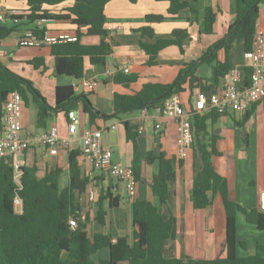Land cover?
Returning <instances> with one entry per match:
<instances>
[{
  "label": "crops",
  "instance_id": "obj_1",
  "mask_svg": "<svg viewBox=\"0 0 264 264\" xmlns=\"http://www.w3.org/2000/svg\"><path fill=\"white\" fill-rule=\"evenodd\" d=\"M189 8L177 13L173 18L161 23L146 24L147 15H165L169 3L165 0H111L105 5L104 16L106 27H110L109 35L103 39L98 37H82L87 44L103 41L110 46L111 52L105 64L90 66L84 62L83 80L98 83L95 89L86 87L83 80L76 81L69 76L53 74L54 58L48 44L23 47L18 45L19 37L30 26L19 19L10 20L9 16L26 14L27 4L23 0H0V25L15 31L1 40L0 49L4 57L0 64L16 75L32 82L35 89L50 107L55 104V88L71 86L74 89L75 113L78 116L77 130L68 141L65 149H57L50 153L48 148L31 145L26 151V166L36 165L38 177L47 171L59 168V188L68 184V156L71 151L79 153L78 163L83 176L89 179L87 193L80 199L81 207L88 210L92 219L94 202L99 193L109 192L112 197L119 198L118 205L112 209L107 206V224L104 227L90 220V233H110L113 239L131 236V204L133 200H146L153 203L164 220L175 221L174 236L165 241L163 256L168 259H214L220 252L225 239V216L221 198L216 196L211 206L203 210H195L190 200L192 180L201 168L200 145L214 142L216 155L214 167L216 172L227 181L229 198L247 209L258 207L259 193L264 190V99L250 106L249 118L239 126L242 117L227 113L223 116L210 118V115L192 120L194 130L193 143L184 157H179L177 146V125L172 119L157 116L153 108L118 113L115 115L113 99L116 94L130 95L141 89L144 84H170L178 76L185 65H192L194 75L183 86L178 95L187 111H194L197 94L210 96L220 91V85L212 82V68L216 63H225L228 69L244 67L243 41L228 29L235 23V0H186ZM73 0H67L56 6H45L46 9L59 11L70 7ZM210 9L215 13L212 32L206 34L204 28V11ZM149 26L154 35L141 36L137 31ZM45 27L49 37L67 36L75 38L76 31L67 22H48L40 25ZM258 29L264 31V7L259 8L256 21ZM174 30H186L187 37L182 42V52L175 45L163 48L156 56L154 64L148 65V56L140 48L139 43L154 44L158 39H170ZM220 45L218 48L215 46ZM212 49V51H211ZM43 60V65L35 69L29 62ZM124 66L129 67L125 74L133 81L127 86L116 82ZM244 71V69H243ZM244 82V81H243ZM32 100V99H31ZM82 100H87L99 115L93 125L89 124L88 115L82 111ZM23 101L20 122L24 134H43L51 126H56L59 137L67 139V113L65 110L50 111L42 127L37 125V106L32 100V107L27 108ZM203 120L204 127L201 128ZM158 122L161 130L153 129ZM125 124L127 126H125ZM197 124V125H196ZM115 127L112 129L111 127ZM144 127L141 131L140 127ZM129 127L137 138L135 143L127 138L126 128ZM101 128V144L111 152V161L132 168L135 150L140 157V176L136 185L135 195L130 197L124 185L109 175L92 170L80 153V137L87 129ZM244 141L247 142L245 147ZM209 150V148H208ZM153 156L163 153L167 159H174L181 164L176 166L175 181L169 186V199L166 205L159 204L149 188L152 175L158 171V162L148 164L146 155ZM60 180L63 183L60 185ZM93 192V200L88 199V192ZM92 210V211H91ZM237 243L244 242L245 248L236 247V255L244 257L255 253L258 244H264V231L257 230L245 222L241 215L236 218ZM242 249L244 252L238 251ZM120 264H127L126 262Z\"/></svg>",
  "mask_w": 264,
  "mask_h": 264
},
{
  "label": "trees",
  "instance_id": "obj_2",
  "mask_svg": "<svg viewBox=\"0 0 264 264\" xmlns=\"http://www.w3.org/2000/svg\"><path fill=\"white\" fill-rule=\"evenodd\" d=\"M27 4L26 14H15L10 20H24L27 31L34 36L42 37L45 27L37 26L48 22H67L75 28L74 41H57L49 46L54 58L53 74L69 76L76 81L83 78L84 62L87 59L92 67L105 64L110 54V46L99 41L87 44L82 37H98L103 39L109 35L105 29V5L111 0H73L70 7L59 11L46 9L45 6H56L67 0H23ZM135 3L137 0H128ZM169 3L166 16L147 15L146 24H156L173 18L178 12L189 8L186 0H165ZM236 20L228 29L243 41L244 51L251 47L259 8L264 7V0H235ZM215 21V13L204 11V32L210 34ZM15 27L0 25V39L3 40ZM137 33L141 36L154 35L149 26L141 27ZM187 37L186 30H174L170 39H158L154 44L139 43L140 48L148 56V65L154 64L157 54L170 45L177 46L182 52V42ZM217 44L215 47L218 48ZM212 51V49H211ZM35 69L43 65V60L29 62ZM229 71L225 63H216L212 68V82L222 84L225 74ZM192 65H185L177 78L170 84H144L141 89L130 95L116 94L113 99L115 115L118 113L159 107L172 95H179L183 86L193 77ZM250 70H244L245 86L250 84ZM133 81L125 73L116 78V82L127 86ZM17 91L23 101L26 94L30 95L37 106V125L44 126L50 111L76 110L74 89L71 86L55 88L54 107L47 105L45 99L32 83L0 64V117L3 105L11 92ZM82 111L88 115L89 124L99 119V115L87 100H82ZM248 111L239 123L242 126L248 120ZM219 116L210 114V118ZM193 120H197L194 117ZM197 125V124H196ZM201 128L204 127L203 120ZM125 126H127L125 124ZM127 138L135 143L137 135L129 127L126 128ZM245 147L247 142L244 141ZM209 148V150H208ZM201 168L192 180L190 200L195 210H203L211 206L216 196L221 198L225 216V239L219 254L210 260L168 259L163 256L162 249L166 240L173 238L175 221L164 220L160 210L146 200H133L131 204V236L113 239L110 233H90V220L104 227L107 224V207L112 209L118 205L119 198L112 197L109 192L99 193L94 202V213L81 207L80 199L87 193L89 179L81 173L78 163L79 153L71 151L68 156V184L59 188L61 170L56 168L38 177L36 165L22 166L19 185L14 179L12 166L0 159V264H264V244L256 246L252 255L239 257L236 255L237 245L244 249V242L236 240V218L241 215L245 222L259 231H264V212L258 207L247 209L232 201L228 195L227 181L219 175L214 167L216 151L214 142L200 145ZM158 162V171L152 175L149 188L159 204L166 205L169 199V186L175 181L176 166L181 161L167 159L163 153L156 157L151 152L146 155V162ZM141 160L135 150L132 163L136 182L140 176ZM21 201V213L15 212V199ZM107 201V207L104 202ZM92 211V210H91ZM77 222L71 229L69 220Z\"/></svg>",
  "mask_w": 264,
  "mask_h": 264
},
{
  "label": "built area",
  "instance_id": "obj_3",
  "mask_svg": "<svg viewBox=\"0 0 264 264\" xmlns=\"http://www.w3.org/2000/svg\"><path fill=\"white\" fill-rule=\"evenodd\" d=\"M41 23L38 22L37 26ZM105 29L109 33L111 28ZM74 41L75 38L60 36L58 38L49 37L45 31L42 37H36L31 31L24 32L18 39V45L23 47L40 46L43 44H54L57 41ZM1 44V39H0ZM4 57V52L0 49V59ZM244 67L249 69L250 84L245 86L244 71L237 68L229 69L225 74L220 91L217 94L205 96L197 94L195 97L194 111H187L183 107L178 95H172L165 99L163 103L153 108L157 116H163L172 119L177 125V146L179 157H184L187 149L193 143V126L194 117L208 116L215 113L223 116L227 113L244 114L254 103L264 99V31L255 27L251 47L243 52ZM122 72L127 74L129 67L124 66ZM83 80V79H82ZM86 87L95 89L98 85L95 81L86 82ZM23 100L17 91L10 93L7 101L3 105L2 116L0 117V159L9 163L14 170V179L19 185L21 176V167L25 165L24 156L31 145L48 148L50 153H55L57 149H65L68 141L74 137L77 130L78 116L75 111H69L67 117V139L59 137L56 126H51L43 134H24L20 122ZM146 109V108H145ZM143 110V109H142ZM114 129L115 127H111ZM153 129L161 130L158 122L153 124ZM143 131L144 127H140ZM102 129L94 128L85 130L80 137V153L86 159L92 170L103 172L110 177L120 181L130 197L135 195L136 179L131 167L122 166L111 161V152L104 149L101 144ZM88 199L93 200V192H88ZM21 201L17 198L15 205ZM258 208L264 212V190L259 193ZM71 229L77 227V222L69 220Z\"/></svg>",
  "mask_w": 264,
  "mask_h": 264
},
{
  "label": "rangeland",
  "instance_id": "obj_4",
  "mask_svg": "<svg viewBox=\"0 0 264 264\" xmlns=\"http://www.w3.org/2000/svg\"><path fill=\"white\" fill-rule=\"evenodd\" d=\"M31 82V81H30ZM32 83V82H31ZM32 98H31V96L30 95H28V94H26V102H27V108L30 110L31 109V107H32V100H31ZM68 182V181H67ZM63 183V181L62 180H60V185ZM15 210L16 211H19L20 210V203H18L17 202V204L15 205ZM238 251H241V252H244L242 249H240L239 248V250Z\"/></svg>",
  "mask_w": 264,
  "mask_h": 264
}]
</instances>
